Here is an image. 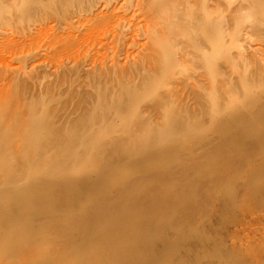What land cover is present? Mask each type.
<instances>
[{
	"label": "rangeland",
	"instance_id": "rangeland-1",
	"mask_svg": "<svg viewBox=\"0 0 264 264\" xmlns=\"http://www.w3.org/2000/svg\"><path fill=\"white\" fill-rule=\"evenodd\" d=\"M156 1L0 0V264H264V11Z\"/></svg>",
	"mask_w": 264,
	"mask_h": 264
},
{
	"label": "bare ground",
	"instance_id": "bare-ground-1",
	"mask_svg": "<svg viewBox=\"0 0 264 264\" xmlns=\"http://www.w3.org/2000/svg\"><path fill=\"white\" fill-rule=\"evenodd\" d=\"M171 0H157L154 2L153 9L151 11L152 16L157 15H164V11L166 13L167 9V18L163 24V28L174 30V36L176 37L178 34H182L189 29L195 28L197 24H199V21L204 23H210L209 21V13L218 11V12H224V20L222 23H220V28H224L227 30H230V39H239L240 38V32H241V25L240 22L243 20L244 17L247 15L250 16L251 13H254L256 11H264V6L259 5L258 0H210V2L202 3V5L194 6L191 1H189L187 4H184L183 2L180 4H173L170 2ZM205 12L206 17L203 19V17L196 16L194 18H191L189 16L192 15V13H201ZM211 20V19H210ZM161 28L160 30H162ZM180 37V36H179ZM200 37L199 35H189L185 41L182 40L180 37V44L182 46L187 45V42L190 41V44L194 41V38ZM229 39L225 40L223 43H227ZM157 42L161 45H165L166 43V37L164 36H158ZM213 45L214 43L209 40V48L210 52L213 51ZM165 47V46H164ZM163 48V47H162ZM262 48H256L253 50V52H240V56L242 58H245L246 60L256 59V55L259 53L262 54ZM170 52L175 58L182 60H192L196 57L198 63H202L205 53L201 52H193L190 49L181 50L180 52H176V54L172 51V49H168L167 52ZM225 71V69H223ZM155 71V70H154ZM157 72V69H156ZM173 69L169 68L166 72H164V76H171L173 75ZM248 76V75H245ZM187 78H195L193 75L187 76ZM231 81V79H228ZM185 81V79H184ZM187 85V84H186ZM224 88V87H222ZM226 89V88H225ZM204 96L203 94H195V99L198 101L200 100V97ZM183 107V105H181ZM5 171L7 174H9L10 165L9 161L6 162ZM2 177V173L0 171V178Z\"/></svg>",
	"mask_w": 264,
	"mask_h": 264
}]
</instances>
